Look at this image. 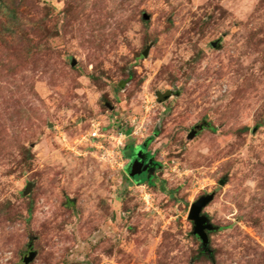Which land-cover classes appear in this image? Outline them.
Returning <instances> with one entry per match:
<instances>
[{
  "label": "rangeland",
  "instance_id": "374dc122",
  "mask_svg": "<svg viewBox=\"0 0 264 264\" xmlns=\"http://www.w3.org/2000/svg\"><path fill=\"white\" fill-rule=\"evenodd\" d=\"M30 253L264 264V0H0V264Z\"/></svg>",
  "mask_w": 264,
  "mask_h": 264
},
{
  "label": "water",
  "instance_id": "95a60500",
  "mask_svg": "<svg viewBox=\"0 0 264 264\" xmlns=\"http://www.w3.org/2000/svg\"><path fill=\"white\" fill-rule=\"evenodd\" d=\"M145 19H147V17H145ZM199 128V126L195 127V129L191 132L189 136L190 139L195 136L196 130ZM139 159L141 161H138ZM143 163L144 161L141 159L140 152H138L134 162L131 165L132 177L139 175L142 172L137 171V169L138 167H142ZM147 169L148 165L143 169V172L147 171ZM220 184H223V182H221ZM213 199V193L198 199L195 203L192 204L188 217L189 221L193 223V235L201 241L202 251L205 254H210L208 233L216 230V228L210 223L209 218L203 214V210L213 201ZM34 257L35 254L30 253L29 256L24 259L23 264L30 263L34 259Z\"/></svg>",
  "mask_w": 264,
  "mask_h": 264
},
{
  "label": "flooded vegetation",
  "instance_id": "af4514ba",
  "mask_svg": "<svg viewBox=\"0 0 264 264\" xmlns=\"http://www.w3.org/2000/svg\"><path fill=\"white\" fill-rule=\"evenodd\" d=\"M140 151V150H139ZM140 156L141 159L144 161L143 166L142 167H138L137 171H142L139 175H136L134 177H132L134 180L135 178H142L145 177L147 180H151L153 178V173L154 171L159 168V165L153 160L152 155H150L145 147L141 148L140 151ZM136 156L134 155L132 157V159L129 162V171L131 172V165L134 162ZM138 161H141L140 159ZM148 165V169L147 171L143 172V169ZM130 174V173H129ZM131 175V174H130Z\"/></svg>",
  "mask_w": 264,
  "mask_h": 264
},
{
  "label": "trees",
  "instance_id": "16d2710c",
  "mask_svg": "<svg viewBox=\"0 0 264 264\" xmlns=\"http://www.w3.org/2000/svg\"><path fill=\"white\" fill-rule=\"evenodd\" d=\"M131 152V157H129V159H132V157L135 155L136 156V154H134V152H136V151H130ZM138 152V151H137ZM129 169V168H128ZM130 174H131V172H130ZM131 176V175H130ZM135 180H136V182L138 183V184H140V185H143V184H147V185H151L152 184V181H153V178L151 179V180H142L141 178H135ZM210 233V232H209ZM208 233V234H209Z\"/></svg>",
  "mask_w": 264,
  "mask_h": 264
},
{
  "label": "built area",
  "instance_id": "2783aa9c",
  "mask_svg": "<svg viewBox=\"0 0 264 264\" xmlns=\"http://www.w3.org/2000/svg\"><path fill=\"white\" fill-rule=\"evenodd\" d=\"M96 136H97V133H94V134H93V137H96Z\"/></svg>",
  "mask_w": 264,
  "mask_h": 264
}]
</instances>
